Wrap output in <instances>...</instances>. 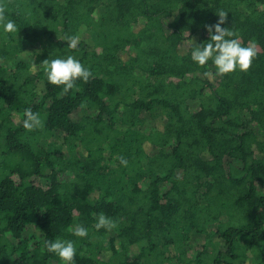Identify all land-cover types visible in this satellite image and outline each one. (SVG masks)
I'll use <instances>...</instances> for the list:
<instances>
[{"label": "trees", "instance_id": "trees-1", "mask_svg": "<svg viewBox=\"0 0 264 264\" xmlns=\"http://www.w3.org/2000/svg\"><path fill=\"white\" fill-rule=\"evenodd\" d=\"M0 2V264H63L56 239L74 264H264V0ZM219 10L258 55L209 80L191 52ZM69 55L92 78L62 95L41 63Z\"/></svg>", "mask_w": 264, "mask_h": 264}, {"label": "clouds", "instance_id": "clouds-1", "mask_svg": "<svg viewBox=\"0 0 264 264\" xmlns=\"http://www.w3.org/2000/svg\"><path fill=\"white\" fill-rule=\"evenodd\" d=\"M7 5L0 2V26L5 34L18 33L16 22L6 15ZM219 20L214 25H205L209 34V40L206 43L194 44L191 52V59L199 66L204 67L209 60L213 62L216 69L205 71L204 76L209 80L215 76H224L230 74L237 69L241 72H247L252 67L253 60L257 58L256 42L250 41L248 46H243L239 33L231 28L221 27L227 21L228 13L224 10L217 12ZM83 31V29H81ZM70 49H76L79 44L78 36L67 37L66 39ZM193 41V40H192ZM43 71L49 84L61 87L62 95L68 94L76 88V82L82 80L88 83L92 78V72L86 68L78 59L69 55L67 58L45 59L42 61ZM81 107H85L84 104ZM24 119L22 126L26 131H34L43 127V121L39 113L33 112L31 108H27L23 113ZM122 166L128 165V160L121 156L119 158ZM94 227L99 230L104 228L108 231L117 227V223L107 217L104 213H100ZM76 237L85 238L88 230L81 224L70 228ZM47 251L59 257L63 264H74L76 256V247L70 240H49L46 241Z\"/></svg>", "mask_w": 264, "mask_h": 264}]
</instances>
